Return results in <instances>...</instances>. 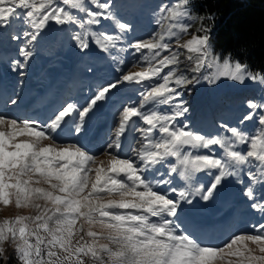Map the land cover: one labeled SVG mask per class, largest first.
I'll return each instance as SVG.
<instances>
[{"label": "snow or ice", "instance_id": "snow-or-ice-1", "mask_svg": "<svg viewBox=\"0 0 264 264\" xmlns=\"http://www.w3.org/2000/svg\"><path fill=\"white\" fill-rule=\"evenodd\" d=\"M192 7V0L158 4L157 28L128 42L133 26L116 0H0V29L16 20L30 29L20 34L22 60L14 68L26 69L50 21L77 26L72 39L81 51L94 44L121 65L125 60L113 52L138 54L136 71L98 84L90 98L61 104L43 120L0 110V205L34 213L0 219L5 264L13 256L18 264H264V70L214 55L204 23L212 17H197ZM102 20L111 22L112 31L93 30ZM188 65L202 75L211 69L203 75L209 84L251 81L262 91L240 101L236 125L203 131L188 122L182 98L181 89L192 83L182 70ZM125 82L143 90L138 103L122 107L104 146L91 137L88 118ZM165 105L170 107L162 110ZM129 130L139 133L136 146L125 143ZM66 138L72 142L63 143ZM101 147L107 160L97 158ZM245 166L242 197L252 201L260 220L251 230L213 240L206 212L230 208L226 184L230 177L244 183ZM6 244L12 253L6 254Z\"/></svg>", "mask_w": 264, "mask_h": 264}, {"label": "rangeland", "instance_id": "rangeland-1", "mask_svg": "<svg viewBox=\"0 0 264 264\" xmlns=\"http://www.w3.org/2000/svg\"><path fill=\"white\" fill-rule=\"evenodd\" d=\"M116 2L121 17L133 26L132 31L127 34L129 37L128 42H131L133 38L144 37L157 28L154 23L156 6L169 2V0H134V4L131 6L125 0H116ZM191 11L193 15L201 16L193 7ZM192 23L193 30H195L200 21L197 19ZM92 27L93 30L107 29L112 31L111 22L109 21L102 20L100 25ZM24 30L30 29L22 20H16L11 26L0 29V43L4 49L0 61H4L3 64L9 69L10 74L7 82L10 99L0 98V108L11 110L14 114H17V109L11 105V102L16 98L14 96L16 94L24 96L34 92L32 90L37 82H42L44 88L39 87L34 95L35 98H40L44 105L38 107L41 116L39 115L36 118L43 120L61 104L71 102L74 99L90 98L98 90V84L106 80L114 82L115 78L120 76L122 72L137 70V68L132 67V64L136 62L138 54H133L132 50L129 49L124 53H112V55L122 57L125 60L124 65H121L119 60H112L109 54L100 52L91 43L90 49L81 51L72 39L73 33L80 29L75 25H56L54 21L49 22V27L42 31L35 42V54L30 58L26 69L14 68L13 62L22 60V57L18 55V49L24 40V37L20 35ZM16 35L20 36L19 40L12 38ZM182 39L186 40L188 36H184ZM121 46L126 47L127 43ZM213 54L221 58H230L214 52ZM190 68L191 65H188L187 68L182 66L184 74L192 81V83L183 86L181 89L182 98L190 109L187 113L188 122H195L206 132H215L219 125L224 122L236 125L242 114L240 101H246L247 98H258L262 91L258 85L251 81L240 85L222 78L217 84H209L203 79V75H207L211 69L205 71L202 75L201 73L192 72ZM57 71L60 72L56 74ZM21 72L24 75H21ZM63 85L64 88L61 92L60 89ZM142 90L141 85L125 82L119 87L118 91L110 95L108 100L99 102L100 107L88 118L87 128L90 130L91 137L102 139L105 141L104 146H106V142H110L113 136V129L118 122L122 107L125 104L138 103L139 93ZM160 107L165 110L170 106ZM183 119L178 118V120ZM141 123L137 119L136 126H141ZM246 128L249 132L254 131L252 125H247ZM75 135L73 133V136ZM124 140L126 144L136 146V142L140 140L139 133L129 130L126 132ZM69 142L72 141L67 138L63 141V143ZM45 143H50V141H45ZM241 148L243 149L244 146H241ZM96 155L99 160H107L108 158L103 152V147L99 149ZM255 163L253 161V165ZM247 167L245 166L242 175L244 183H237V177H230L226 184V190L230 197V208L224 210L219 207L210 208L206 212L213 225V240H222L230 233L251 230V226L260 220V213L250 207L252 201L242 197V188L247 183ZM252 170L255 171V167H252ZM160 172H166V169L160 168ZM153 178L161 179L163 177L156 175ZM257 196H259V192H257ZM16 214L28 215L34 213L31 209H16L14 206L5 207L0 205V219ZM181 226L183 227V224ZM5 248L6 254L12 253L10 244H6ZM10 261H13V264H18L14 256ZM0 264H5V261L0 259Z\"/></svg>", "mask_w": 264, "mask_h": 264}, {"label": "trees", "instance_id": "trees-1", "mask_svg": "<svg viewBox=\"0 0 264 264\" xmlns=\"http://www.w3.org/2000/svg\"><path fill=\"white\" fill-rule=\"evenodd\" d=\"M211 28L213 52L264 70V0H192ZM8 264H13L9 261Z\"/></svg>", "mask_w": 264, "mask_h": 264}, {"label": "bare ground", "instance_id": "bare-ground-1", "mask_svg": "<svg viewBox=\"0 0 264 264\" xmlns=\"http://www.w3.org/2000/svg\"><path fill=\"white\" fill-rule=\"evenodd\" d=\"M2 53H4V49H3V45L0 43V56H1V54ZM3 62L4 61H0V94L2 93H4V92H7L8 91V77H9V69L8 68H6L5 66H4V64H3ZM58 70H61V69H58ZM60 71H57L56 72V74L57 73H59ZM43 83L42 82H37L35 85H34V89L32 90V91H34V92H36V91H38L37 89L39 88V87H42V89L44 88V86L42 85ZM63 88H64V85L61 87V92H62V90H63ZM41 89V90H42ZM34 92H31L29 95H28V99H27V101H26V103H25V106L26 105H31V108L34 110V105H33V102H34V100H35V95H34ZM6 99H10V97L8 96ZM23 107L24 106H22V107H20V108H18V110H19V112L20 113H25V110H23ZM18 113V112H17ZM32 117V116H31ZM33 117H35V116H33Z\"/></svg>", "mask_w": 264, "mask_h": 264}]
</instances>
